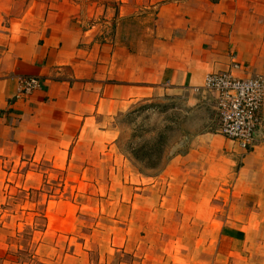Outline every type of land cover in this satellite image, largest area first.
Instances as JSON below:
<instances>
[{"label": "crops", "instance_id": "obj_1", "mask_svg": "<svg viewBox=\"0 0 264 264\" xmlns=\"http://www.w3.org/2000/svg\"><path fill=\"white\" fill-rule=\"evenodd\" d=\"M224 71L264 75V0H0V165L56 158L85 136L109 143L117 116L165 93L214 100L205 78ZM25 77L39 87L17 99ZM261 115L246 149L205 131L163 169L166 211L197 231L184 240L206 246L210 264L262 241L245 233L257 215L264 230V105Z\"/></svg>", "mask_w": 264, "mask_h": 264}, {"label": "rangeland", "instance_id": "obj_2", "mask_svg": "<svg viewBox=\"0 0 264 264\" xmlns=\"http://www.w3.org/2000/svg\"><path fill=\"white\" fill-rule=\"evenodd\" d=\"M113 124L117 138L109 143L85 136L56 158L38 152L0 165V264H210L206 246L184 240L197 231L176 228L184 216L166 211L162 197L172 191L168 159L193 136L219 133L215 98L165 93ZM256 217L258 228L245 233L262 241L240 246L228 264H264Z\"/></svg>", "mask_w": 264, "mask_h": 264}, {"label": "built area", "instance_id": "obj_3", "mask_svg": "<svg viewBox=\"0 0 264 264\" xmlns=\"http://www.w3.org/2000/svg\"><path fill=\"white\" fill-rule=\"evenodd\" d=\"M39 84L36 77L22 78L16 98L29 95ZM203 88L214 93L219 133L246 149L262 126L264 75L245 79L235 77L230 71L210 73L205 78Z\"/></svg>", "mask_w": 264, "mask_h": 264}, {"label": "trees", "instance_id": "obj_4", "mask_svg": "<svg viewBox=\"0 0 264 264\" xmlns=\"http://www.w3.org/2000/svg\"><path fill=\"white\" fill-rule=\"evenodd\" d=\"M148 144H149V143H148ZM145 147H146V146L141 147V149H140L137 153H141V152L145 149ZM147 150L151 152L150 147L147 148ZM137 153H136V151H135V153H134V151L131 153V155H132L134 161L138 162V161L141 160V161L143 162V160L140 158V155H138Z\"/></svg>", "mask_w": 264, "mask_h": 264}]
</instances>
